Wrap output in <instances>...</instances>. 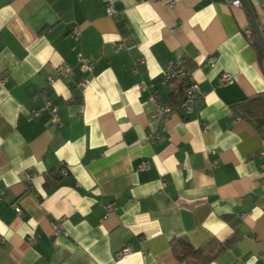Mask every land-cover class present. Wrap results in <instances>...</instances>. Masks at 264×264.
Here are the masks:
<instances>
[{
	"label": "crops",
	"instance_id": "0c3cea01",
	"mask_svg": "<svg viewBox=\"0 0 264 264\" xmlns=\"http://www.w3.org/2000/svg\"><path fill=\"white\" fill-rule=\"evenodd\" d=\"M108 1L114 17L99 0H0V264H185L179 238L231 241L207 264H264V136L237 112L264 93L248 13L223 0ZM246 1L264 38L263 0ZM179 59L198 97L163 123L149 96L177 106L160 81Z\"/></svg>",
	"mask_w": 264,
	"mask_h": 264
},
{
	"label": "built area",
	"instance_id": "2783aa9c",
	"mask_svg": "<svg viewBox=\"0 0 264 264\" xmlns=\"http://www.w3.org/2000/svg\"><path fill=\"white\" fill-rule=\"evenodd\" d=\"M102 4H105L107 6V12L110 17H114L115 13L113 9L109 5L108 0H99ZM224 3L230 7V8H241L242 2L241 0H223ZM173 4V3H172ZM261 6H264V0L261 2ZM264 27V25H263ZM245 35L247 38L252 37V32L250 30H246ZM72 35L74 37H78L80 35V30L78 28H74L72 31ZM125 48L124 43H119L117 45V50H121ZM77 59V65L78 69L83 74H88L93 71V62L89 59L84 58L81 54H78L76 56ZM215 57H211L208 60V63L210 66H213L215 63ZM71 73V69L66 66H59L57 67L55 71V78L62 79L67 78ZM231 80V77L227 74H223L220 77V84H227ZM53 78L48 79V84L52 85ZM89 83V80L87 78H83L78 83V87L83 89L87 86ZM161 86L166 87L169 89V91L179 97V101L177 106L174 108L171 105L163 103L157 96L155 92H152L149 96V101L154 106L153 111V117L154 119H157L160 122H166L170 115L174 112V110H177L179 112H182L183 114H190L193 111V103L198 97V86L197 83L193 80L191 77V74L189 70L186 68L185 60L179 59L175 62L169 63L165 70L163 71V75L160 81ZM146 88V85L144 83H140L137 86L138 91H142ZM45 108H48L50 115H51V123L53 125L58 126L59 125V117L57 115V111L55 108H49V104L46 102ZM157 138V136L150 135L149 139L153 140ZM260 156H264V138L262 141V148L259 151ZM14 210L17 213H20V209L18 207H14ZM105 214L104 218L110 217L114 214V205L107 204L104 207ZM53 230L55 232V235H57L61 228L58 224H53ZM32 242V240H31ZM129 252L128 248H124L118 253H116V257H121Z\"/></svg>",
	"mask_w": 264,
	"mask_h": 264
},
{
	"label": "trees",
	"instance_id": "16d2710c",
	"mask_svg": "<svg viewBox=\"0 0 264 264\" xmlns=\"http://www.w3.org/2000/svg\"><path fill=\"white\" fill-rule=\"evenodd\" d=\"M253 46L260 63L264 64V56L258 42L254 41ZM237 112L264 136V93L244 100L238 105ZM230 243L231 241L224 243L211 241L201 247L195 248L185 238H179L171 242V250L174 256L182 263L207 264L215 259L219 252Z\"/></svg>",
	"mask_w": 264,
	"mask_h": 264
},
{
	"label": "water",
	"instance_id": "95a60500",
	"mask_svg": "<svg viewBox=\"0 0 264 264\" xmlns=\"http://www.w3.org/2000/svg\"><path fill=\"white\" fill-rule=\"evenodd\" d=\"M242 2V6L245 8L246 12L248 13V16H249V19H250V22H251V25H252V28H253V32H254V35L257 39V42L261 48V51L263 53V56H264V38H263V35H262V31L260 30L255 18H254V15L250 9V6L248 5L247 1L246 0H241Z\"/></svg>",
	"mask_w": 264,
	"mask_h": 264
}]
</instances>
